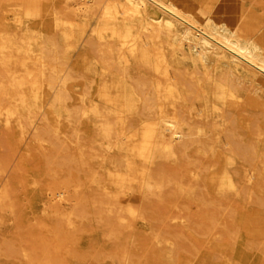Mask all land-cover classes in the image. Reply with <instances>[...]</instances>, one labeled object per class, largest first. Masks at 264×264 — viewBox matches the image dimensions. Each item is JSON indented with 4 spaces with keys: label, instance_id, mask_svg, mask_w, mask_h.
Segmentation results:
<instances>
[{
    "label": "bare ground",
    "instance_id": "bare-ground-1",
    "mask_svg": "<svg viewBox=\"0 0 264 264\" xmlns=\"http://www.w3.org/2000/svg\"><path fill=\"white\" fill-rule=\"evenodd\" d=\"M0 2L9 6L4 17L0 11V115L16 116L19 127L17 141L0 138V211L9 206L19 179L23 145L36 144L51 171L48 214L58 221L55 227L40 224L41 235L28 239L27 249L9 243L4 252L33 264H65L74 242L67 228L88 217V208L120 230L129 219L151 220L157 213L163 220L164 210L178 207L180 199L190 202L186 208L195 203L203 211L194 222L204 234L235 240L234 212L223 200L230 194L244 202L257 197L264 206V128L256 117L248 139L233 113L247 90L264 106L262 25L243 14L232 17L229 6L214 0ZM24 13L51 16L46 33L39 23L23 21ZM79 47L76 70L72 52ZM78 78L85 81L84 91L70 104V82ZM50 114L68 124L92 119V132L83 137L74 130L63 139L50 126ZM11 120L6 119L10 131ZM237 161L245 164L243 172L231 171ZM101 170L103 180L97 177ZM80 171L95 185L89 198L73 195L84 187ZM210 187L214 198L205 193ZM263 230L253 229L252 235L262 240ZM159 231L150 245L152 264H173L182 237ZM136 243L115 247L109 258L139 264Z\"/></svg>",
    "mask_w": 264,
    "mask_h": 264
},
{
    "label": "rangeland",
    "instance_id": "rangeland-1",
    "mask_svg": "<svg viewBox=\"0 0 264 264\" xmlns=\"http://www.w3.org/2000/svg\"><path fill=\"white\" fill-rule=\"evenodd\" d=\"M214 1L219 7L229 6L230 9L233 11L232 17H237V16L239 17L242 16L243 14L244 16L253 18L254 20H256V22L262 25L261 27L263 28L264 31V23H263L264 0H239V1L228 0L229 2H227V0L225 1L214 0ZM8 8H9L8 3L5 4L3 2H0V11L2 17H4L3 14L4 12L9 13ZM47 15L48 14H46V17H42L40 19L39 18L34 19L33 17H29L30 15H28L27 13H24L23 21L25 22L29 21L31 24L39 23L40 24L39 26H41L43 29V33H46L45 25H47L49 21L52 19L51 16L48 17ZM48 27L51 28V25H48ZM81 53L82 50L80 49V47L72 52V58H73L72 63L75 62L74 64L76 65L75 66L76 70L81 69V66L79 67V65L76 64V61L80 58ZM89 73L93 74V72H89ZM95 81L98 83L99 78L95 77ZM83 82L85 81L81 80L80 78H78L77 80H72L70 82L71 90L75 95L74 100L70 101V104L77 102L78 101L77 98L80 97V94L84 91ZM97 86L98 84L93 89V92L97 90ZM260 95H261L260 98L264 99V94L260 93ZM254 100H256V102ZM257 100L258 99L256 98V96L255 95L253 96V94L249 90H247L242 95L243 102L242 101L240 102L237 110L236 109L233 110L234 116L237 118V124L238 126H241L238 128L239 132L244 134L248 139L251 138L250 129L252 124L255 122L256 117H257L256 119L260 122L261 127L264 128V118H263L264 110H262L264 109V106L263 104L259 103V101L261 100L258 101ZM248 101L250 104H248ZM251 102H253L252 104L255 107L251 105ZM254 102L256 103L257 106L255 105ZM242 104L244 106L245 104H247L248 106L244 107ZM7 117L9 119H12L11 131L10 129H7L8 126L6 125ZM48 120L50 126L57 129V131L59 132L60 136L63 139L70 138L73 135V132L75 133L76 130H77L76 132L80 134L82 133L81 135L83 137H87L91 134L93 129L92 127L93 122H91L92 119H83V120L78 119L79 121L74 120L72 121V124H68L69 122L66 121L67 119L65 117H62V119L59 120V119H55L54 115L50 114ZM257 120L256 122H258ZM240 121L242 122L240 123ZM74 124L77 126H74ZM17 134H19L18 118L16 116L11 117V115H7L5 113L0 115V138H4L7 136V138L12 140L13 142V141H17L18 139V136L16 138ZM84 140L86 139L82 138V142H84ZM260 144L262 146V149L264 150V143L261 142ZM43 147L44 150L48 152L49 144L44 143ZM40 150L41 149L36 144L28 145L27 143H25L23 145L21 154L18 158L17 163L19 168L21 169L19 179L15 183L14 193L11 197V201L9 202V206L4 210L0 211V247H1L0 264H33L28 260L22 259L23 257L21 258L20 255L17 253L12 254L8 252L7 253L4 252L5 251L3 250L5 248L4 245H6L7 247L9 243L10 244L18 243L16 244L18 247L27 249L28 246L26 244V241L33 236L41 235L42 233L41 225L48 224V226L50 227H55L58 224V221L50 214H48V212H50L51 210L49 208L50 201L47 196L46 184L51 179L50 178L51 171L47 165V161L44 154L41 152L42 150L41 151ZM30 154L32 155L30 156ZM231 169L232 172H234L235 169L240 172H243L246 169V166L244 163H242V161H237V163L234 166H231ZM55 170L58 173L62 172L64 175H67L66 172L61 171L58 168H55ZM80 172L81 174H79ZM80 172L77 173V176L78 178H80L79 179L80 182L84 183V187L81 191L80 190L78 191V189H74L73 195L76 196L77 194H83V196L89 198L92 195L95 185L92 186L90 182V175L88 177L86 173H83L82 171ZM97 175L99 180H103L106 174L104 173L102 174V170H101ZM205 193L208 194L207 196L213 198L216 195L212 187H210L209 190L206 191ZM256 199L257 197H255L251 201L248 200L244 202L241 201L237 197V195L230 194V197H227L223 200L225 204H228L232 208V211L234 212L233 213L234 224L239 232L236 239L235 240L228 239L229 242L227 241V239L223 240V237H220L219 234L217 233L204 234L203 231L195 227L196 226L195 222L199 223L204 213L203 211L198 209V205L195 203H193L194 205L192 206L191 204L188 206L189 209L191 210L189 209L186 210L188 208V207L186 208V206L188 205L187 204L188 201L186 202L185 199L179 200V204L177 203L178 207H168L167 209L164 210V215L166 216L167 219L163 218V220H161V217L157 213L154 215V217H152L151 220L142 219L140 217L139 219L138 218L129 219L126 222L125 228L124 229L122 228L120 230L116 229V227L113 224H109L108 221H100L99 218L96 217V210H93L92 208H88V213H90L88 217H86L84 220L82 219L77 220L73 228L72 227H69V229L67 228L68 232L71 230L69 234H72V237L74 238L75 236V238L74 239L72 238L71 242H73V240L74 242L69 244L70 250L69 253L67 254L65 264H112V263L115 264V262L117 261L114 259L112 260L111 257L109 258V254H110L109 252L114 251L121 244L129 243L128 245L132 246L135 240L137 241L136 243L137 248L139 247L137 251L139 255L138 257L139 259H137V261H140L139 264H152L150 258H151V251L153 246L150 245H152L153 234L157 233V231L159 230H160L159 232L166 231L167 233L173 235L179 234L182 237L179 240L180 243L179 246L181 249H179L177 260L174 262L176 264H203V263L204 264H236V262L237 263L243 262V264H263V260L261 257H264V254L262 253L264 250V242H263L264 239L262 240L259 239L260 240L259 241L255 236L252 235L253 229H257V228L258 229L260 228V230L264 229V223H263L264 206L261 204V202H259V200ZM258 210L259 213L257 214L256 211L258 212ZM63 211L65 214H68L71 211V209L66 204L63 207ZM252 215H255L257 219L255 216ZM175 217H177L178 220L176 221L173 220ZM246 220H249L250 222L247 221L248 222L247 223ZM243 222H245L246 224L245 223L243 224ZM83 223H85L84 226ZM81 229L82 231H79ZM127 229H129V231ZM73 232L75 235H73ZM108 238L110 240H108ZM7 242L8 244H6ZM252 243H254L255 248H252ZM259 247L260 249H258ZM99 250L102 251L103 253L100 254L101 252ZM71 253L72 255L74 254L75 256L71 257L72 256ZM95 253H96L95 258L96 257L97 258L93 259L94 258L93 254ZM104 254L108 255L107 259L106 256L104 257ZM80 255H82L81 256L82 258L85 257L86 259L80 258L79 257ZM102 256L104 257V259H102L103 258Z\"/></svg>",
    "mask_w": 264,
    "mask_h": 264
}]
</instances>
